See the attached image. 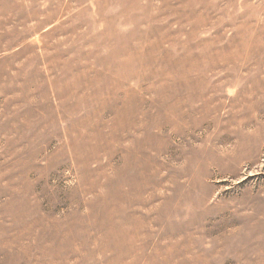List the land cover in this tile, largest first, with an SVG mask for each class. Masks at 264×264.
Listing matches in <instances>:
<instances>
[{
	"label": "rangeland",
	"instance_id": "rangeland-1",
	"mask_svg": "<svg viewBox=\"0 0 264 264\" xmlns=\"http://www.w3.org/2000/svg\"><path fill=\"white\" fill-rule=\"evenodd\" d=\"M0 264H264V0H0Z\"/></svg>",
	"mask_w": 264,
	"mask_h": 264
},
{
	"label": "bare ground",
	"instance_id": "bare-ground-1",
	"mask_svg": "<svg viewBox=\"0 0 264 264\" xmlns=\"http://www.w3.org/2000/svg\"><path fill=\"white\" fill-rule=\"evenodd\" d=\"M234 49V48H233Z\"/></svg>",
	"mask_w": 264,
	"mask_h": 264
}]
</instances>
